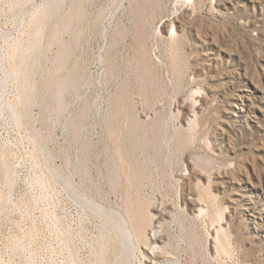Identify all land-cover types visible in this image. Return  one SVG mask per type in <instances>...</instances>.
<instances>
[{
	"label": "rangeland",
	"instance_id": "obj_1",
	"mask_svg": "<svg viewBox=\"0 0 264 264\" xmlns=\"http://www.w3.org/2000/svg\"><path fill=\"white\" fill-rule=\"evenodd\" d=\"M124 250L264 264V0H0V264Z\"/></svg>",
	"mask_w": 264,
	"mask_h": 264
},
{
	"label": "bare ground",
	"instance_id": "obj_2",
	"mask_svg": "<svg viewBox=\"0 0 264 264\" xmlns=\"http://www.w3.org/2000/svg\"><path fill=\"white\" fill-rule=\"evenodd\" d=\"M114 225L117 228V231H118L117 233H119L118 235H120V237L122 238L123 241L121 239L120 240L122 242H124L125 249L127 250L128 246H130V244H131V238H130V233H129L128 229L123 224H121L119 222L118 223L117 222L116 223L114 222ZM125 260H126V254H125V250H124V252H123L120 260H118L116 262V264H124L125 263Z\"/></svg>",
	"mask_w": 264,
	"mask_h": 264
}]
</instances>
